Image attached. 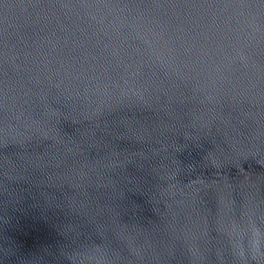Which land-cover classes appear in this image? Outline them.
I'll return each mask as SVG.
<instances>
[{
	"label": "water",
	"instance_id": "obj_1",
	"mask_svg": "<svg viewBox=\"0 0 264 264\" xmlns=\"http://www.w3.org/2000/svg\"><path fill=\"white\" fill-rule=\"evenodd\" d=\"M0 264H264V0H0Z\"/></svg>",
	"mask_w": 264,
	"mask_h": 264
}]
</instances>
